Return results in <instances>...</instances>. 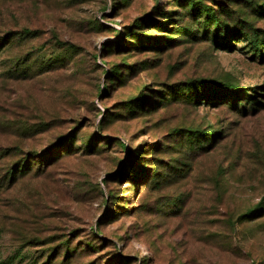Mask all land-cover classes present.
<instances>
[{"label":"rangeland","instance_id":"374dc122","mask_svg":"<svg viewBox=\"0 0 264 264\" xmlns=\"http://www.w3.org/2000/svg\"><path fill=\"white\" fill-rule=\"evenodd\" d=\"M0 39V264H264V0H0Z\"/></svg>","mask_w":264,"mask_h":264},{"label":"trees","instance_id":"16d2710c","mask_svg":"<svg viewBox=\"0 0 264 264\" xmlns=\"http://www.w3.org/2000/svg\"><path fill=\"white\" fill-rule=\"evenodd\" d=\"M21 33L23 35V38H31V39H35V38L38 39L39 38V34L36 32H30V31L23 30ZM151 40H153V38H151ZM6 41H8V40L7 39H0V48ZM54 42H55V45L58 46L59 49L63 50L65 52V54H67L70 59L74 58L77 55L78 50H77L76 46H73V45L67 44V43H60L55 38H54ZM55 61H56L55 57H53V56L51 57V59H49L47 61L42 60V61H40V68H46L47 70H51L52 68L56 67L54 64ZM108 78L109 77H107L106 80H108ZM238 91L239 90L235 87H229L228 93L236 95ZM106 93H107V90L105 89V87H102V94H106ZM224 93H227V92H224ZM205 136L206 135H203L202 138H204ZM52 155H53V150L49 149L46 152L45 158L43 160H45L47 157H48V159L51 158L50 156H52ZM39 159H40V161L37 164L41 163V157H39ZM31 165H32V163H30L29 159L25 160L24 163H21L19 165H15L11 169V171L8 173L9 178L15 179L17 173H19L20 170H21L20 174H24L26 171L31 169ZM120 174H121V172L119 173V175Z\"/></svg>","mask_w":264,"mask_h":264}]
</instances>
